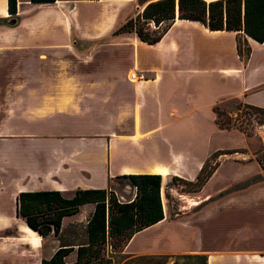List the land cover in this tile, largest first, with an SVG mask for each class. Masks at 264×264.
<instances>
[{
    "label": "crops",
    "instance_id": "obj_1",
    "mask_svg": "<svg viewBox=\"0 0 264 264\" xmlns=\"http://www.w3.org/2000/svg\"><path fill=\"white\" fill-rule=\"evenodd\" d=\"M144 5L17 0L11 19L7 0H0V18L15 22H0V177L10 183L13 203L11 210L0 206V229L16 228L18 235L0 240V264H41L59 246L45 253L44 238L16 216L18 192L106 188L123 174L193 181L222 146L210 136L222 133L214 105L235 98L264 109V41L245 37L243 63L236 32L209 30L177 13L154 44L135 32L114 33ZM236 192L197 213L205 229L217 230L188 251L205 254L207 264H264V185ZM92 210L82 204L63 217L62 229L70 217L84 219L85 227ZM165 222L164 216L143 230ZM225 226L233 230L229 238ZM76 254L74 247L66 262Z\"/></svg>",
    "mask_w": 264,
    "mask_h": 264
},
{
    "label": "trees",
    "instance_id": "obj_2",
    "mask_svg": "<svg viewBox=\"0 0 264 264\" xmlns=\"http://www.w3.org/2000/svg\"><path fill=\"white\" fill-rule=\"evenodd\" d=\"M32 2L54 0H30ZM145 4L133 18L128 19L114 33L135 32L137 37L148 44L158 42L177 17L196 20L209 30L236 32L237 52L245 63L249 47L245 37L258 42L264 41V0H138ZM11 19H16L17 0H7ZM1 23L14 25L15 22L1 19ZM153 23L155 29L148 28ZM253 112L264 114V109L247 105ZM213 111L219 128L228 125L219 119L217 104ZM221 152L218 153V155ZM208 160L204 162L194 181L202 186L213 173V168L205 174ZM173 180L182 179L173 176ZM122 187L132 190V197L121 200L110 184L106 188H77L66 197L59 190L20 191L15 197V214L41 238L51 234L60 237L62 219L75 214L82 204H93V210L83 230V242L59 240V246L41 264H113V255H119L130 239L143 229L164 218L162 202V176L160 174H123L114 178ZM76 247V260L68 263L65 257ZM175 258L184 264H207L205 254L136 256L125 264H142L144 260ZM148 261V262H149Z\"/></svg>",
    "mask_w": 264,
    "mask_h": 264
},
{
    "label": "rangeland",
    "instance_id": "obj_3",
    "mask_svg": "<svg viewBox=\"0 0 264 264\" xmlns=\"http://www.w3.org/2000/svg\"><path fill=\"white\" fill-rule=\"evenodd\" d=\"M148 28L156 27L151 23ZM217 112L228 128L222 129L215 124L222 133L211 131L212 144L222 145L207 158L208 165L203 174L213 168L212 175L202 186L188 183L183 177L173 180L172 174L162 176L161 195L166 222L135 234L125 253L113 255V264H125L136 256L190 254L188 251L193 245H197L200 240H212L217 232L215 227L205 229L204 218L197 215L204 204L226 198L243 188L264 185V114L253 112L235 98L220 100ZM2 152H5V147H0ZM236 176L240 179L233 180ZM5 177H0V206L11 210L10 183ZM110 184L121 200L132 197V190L127 186L122 187L118 180H112ZM63 195L69 197L72 192L65 191ZM81 218H84L83 215ZM74 220L75 217L66 219L60 237L51 234L43 239L45 253L51 244L57 246L59 240L83 242L84 219L78 223H73ZM223 230L228 238L232 235L231 226H225ZM0 240H18L16 228L0 229ZM148 261L146 259L142 264H184L183 260L175 258Z\"/></svg>",
    "mask_w": 264,
    "mask_h": 264
},
{
    "label": "bare ground",
    "instance_id": "obj_4",
    "mask_svg": "<svg viewBox=\"0 0 264 264\" xmlns=\"http://www.w3.org/2000/svg\"><path fill=\"white\" fill-rule=\"evenodd\" d=\"M132 74L133 73H131V76H132ZM134 78H136V77H134ZM161 170V172H163L164 173V170H162V169H160ZM23 231V230H22ZM33 232H36V231H33ZM24 236V235H23ZM27 240V239H26Z\"/></svg>",
    "mask_w": 264,
    "mask_h": 264
},
{
    "label": "built area",
    "instance_id": "obj_5",
    "mask_svg": "<svg viewBox=\"0 0 264 264\" xmlns=\"http://www.w3.org/2000/svg\"><path fill=\"white\" fill-rule=\"evenodd\" d=\"M134 77H136V76H135V73L132 74L131 78H134Z\"/></svg>",
    "mask_w": 264,
    "mask_h": 264
}]
</instances>
